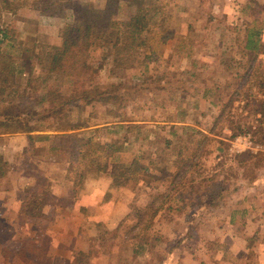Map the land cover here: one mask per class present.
<instances>
[{"label": "rangeland", "instance_id": "rangeland-1", "mask_svg": "<svg viewBox=\"0 0 264 264\" xmlns=\"http://www.w3.org/2000/svg\"><path fill=\"white\" fill-rule=\"evenodd\" d=\"M89 1L48 0L54 2L50 5L44 0H22L15 11L2 13L0 24L11 28L18 43L28 47L35 41L56 44L61 29L81 17ZM163 2L170 14L164 24L167 38L151 39L134 65L118 68L113 75L102 72L100 77L101 82L124 83L122 92L130 89L123 107L109 104L91 108L92 124L98 127L119 118L128 124H145L138 139L147 138L145 144L137 141L126 157L134 158L138 149L144 152L139 160L147 167V178L155 181V174L161 181L151 182L150 186L145 185L147 182L143 186V181L138 186H109L111 178L102 175L100 184L92 187V196L100 197L91 200L95 201L93 205L81 203L77 201L80 193L76 194L78 198L74 196L71 181L75 179L67 173L68 156L47 158L42 153L47 149L45 142L33 147L29 140L27 143L25 139L7 137L0 142V153L10 163V171L0 178L1 264H264V126L262 136L258 134L254 139L250 134L232 137L239 126L244 128L252 120L256 126V118L262 117L256 109L264 91L259 92L255 80L264 66V49L253 61L252 69L242 51L245 23L253 18L252 11L245 10L248 0ZM118 3L126 5L124 0H116L113 10ZM128 13L132 11L117 18L126 19ZM262 18L264 21V15ZM238 60L244 63L239 64ZM55 83L54 78L41 83L39 94ZM225 84L228 87L221 94L217 87ZM250 93L254 99L245 107ZM221 102L229 105L232 117L228 109L221 114ZM172 125L178 127L180 134V128H193L185 135L189 140L194 138L189 153L185 149V154L178 155L179 151L166 146L172 138ZM113 134L103 129L97 136L106 143ZM135 134H127L122 140L129 144ZM246 135L251 136V144L237 141ZM205 136L211 139L204 141L202 148L197 147V141ZM209 149L213 150L210 160L204 161L203 153ZM183 158L189 159L188 166H183L181 175L174 179L179 169L175 160ZM192 161L202 166H190ZM196 176L197 182L204 183L195 191L183 185V194L172 190L173 183ZM253 177L263 180L248 184ZM236 181L242 184L241 188L223 195L216 207L204 206L198 212L199 207L192 206L201 199L217 196L222 187H230ZM31 183L41 184V190L46 192L45 217L26 218L18 213L19 201ZM46 183L50 184L48 189L44 187ZM157 184L160 186L153 188ZM180 196L184 197L181 202ZM247 196L250 201L243 204L253 205L255 211L247 217L238 214L235 222H229L234 206ZM149 203L152 208L163 206L151 226L144 229L152 214L141 210ZM172 204L185 207L179 212L170 211L167 206ZM193 213H198L195 218L191 217ZM135 242L145 247H138L139 254L134 253Z\"/></svg>", "mask_w": 264, "mask_h": 264}, {"label": "trees", "instance_id": "trees-1", "mask_svg": "<svg viewBox=\"0 0 264 264\" xmlns=\"http://www.w3.org/2000/svg\"><path fill=\"white\" fill-rule=\"evenodd\" d=\"M44 1L48 2V0ZM124 2L126 3L125 7L118 3L115 11L112 7L116 0H100L99 4L90 0L82 16L70 20L61 29L60 40L56 44L35 41L32 47H28L27 44L18 43L12 35L11 28L0 24V136L27 134L33 147L35 143L45 142L47 149L42 153L47 158L68 156L67 173L69 178L75 179L71 181L73 182L72 187H75V198L76 194L78 195L83 190L87 180L97 179L102 175H108L112 184L120 187L138 186L140 181H143V186L146 182L145 185L150 186L151 182L161 181V177L159 178L155 174L152 176L155 181H151L150 177L147 178L148 175L145 174L147 167L139 160L144 152L138 149L139 154L134 158L126 157L131 146L140 141L138 139L145 124L138 122L128 124L123 122L124 119L119 118L114 120V123L98 127V124H92L91 121L93 115L91 108L98 109L101 105L117 104L116 107L120 109L123 107L122 103L126 96L131 93L130 89L122 92L124 83L121 81L119 83L115 81L101 82L102 72L113 75L118 68L134 65L139 58L140 51L147 50L151 39L167 38L164 34L167 30L164 24L170 14L166 12L167 4L165 5L163 0H124ZM48 3L54 4V2ZM21 4L22 0H0V18L2 13L15 11ZM57 4L59 5V3ZM128 10L132 11V13H128V18L123 20L117 18L118 15L123 12L127 13ZM245 10L252 11L253 18L245 23L242 51L243 56L247 57V61L250 62L249 68L252 69L253 61L264 49V21L262 20L264 0H248ZM147 58L148 56L144 61ZM230 61H234V58ZM238 63L242 64L244 61L238 60ZM261 69L262 71H259L255 80L260 88L259 92L264 91L263 65H261ZM240 76L237 74V77ZM49 78H54L56 82L54 87H49L45 90L46 92L40 95L39 85L44 84ZM36 79H40L42 82L37 83ZM227 87L228 84L220 85L217 90L222 94L223 89ZM208 91L211 89H207ZM253 95L250 93L245 98V107L250 105V99H254ZM224 98L225 94L221 99L224 100ZM227 101L230 102L232 99L229 97ZM220 106L221 114L226 109L229 110V105L226 102H221ZM257 110L262 117L256 118V126L254 125L255 120H252L244 128L239 126V130L234 132L232 137L239 134H250L253 139L258 134L262 136L264 97L259 101ZM228 114L230 117L233 116L231 110ZM103 129H106L107 133H114L110 141L106 143L100 141L97 136L102 133ZM180 129H182V134L178 133V127L172 125L170 130L172 138L166 141V146L173 147L174 150L179 151L178 155H183L186 152L185 149H188L189 153L194 145V138L189 140L185 137L186 131L193 130V128L187 126ZM132 132L136 133L135 136L131 137L129 144H125L126 139L122 140V137L127 138V134L131 136ZM146 139L142 138L140 143L142 142L144 145ZM210 139L206 136L202 140L200 139L197 141V147L202 148L205 145L203 142ZM218 149L222 151L221 148ZM212 152L213 150L209 149L203 153L204 161L210 160ZM188 160V158L175 160L179 169L176 171L174 179L181 175L183 166H188L186 164ZM9 166V161L4 159L0 153V178L7 175L10 171ZM190 166L202 165L192 161ZM201 175V172L198 173L199 177ZM215 176L216 174L213 177ZM197 179L196 176L177 184L173 183L171 188L182 193L180 188L183 185L186 189L189 187L193 192L197 186L204 183V181L197 182ZM255 179L257 177H253L248 184L254 183ZM130 183L131 185H128ZM159 186L157 184L153 188ZM241 186L242 184L236 181L230 187H222L217 196L201 199L199 204H192V206L197 205L198 212L204 206L216 207L223 195L238 191ZM42 187L39 183L27 186L25 198L20 206V214L33 218L45 216L44 208L47 205V199L44 197L46 192L43 193L41 190ZM44 187L48 189L50 184L47 186L44 184ZM156 195L159 196V193ZM154 198L156 200L158 197ZM183 200L184 197L180 196V202ZM151 204L140 209L147 213L151 211L152 214L149 218V220L151 219L150 223L145 224L144 229L151 226L163 206L152 208ZM184 207L177 206V204L167 206L170 211L176 212ZM237 213L238 211H235L232 214L233 219L239 214ZM197 214L193 213L191 217L195 218ZM138 247L145 248L142 244L135 242V254L140 252L137 250Z\"/></svg>", "mask_w": 264, "mask_h": 264}, {"label": "crops", "instance_id": "crops-1", "mask_svg": "<svg viewBox=\"0 0 264 264\" xmlns=\"http://www.w3.org/2000/svg\"><path fill=\"white\" fill-rule=\"evenodd\" d=\"M11 136H13V137H16L17 139H21V140H26L27 141V143H28V135L27 134H11V135H5V136H0V142H3V141H6V139H9V138H7V137H11ZM27 146L25 145L23 148H22V150H24L25 148H26ZM106 176H108V175H106ZM262 178H257V179H255V181H254V184H259V183H261L262 182ZM99 181H100V177L99 178H97V179H89V180H87V182H85V184H84V188H83V190L80 192V194H79V197L81 196V199H79L78 198V196H77V198L79 199H77V201H79L80 202V200H81V203L82 202H86V203H89L90 205H93L94 203H95V201L93 202V203H91V200L92 199H97L98 197H100L99 195H98V197L96 196V197H94V196H92L93 194H94V192H93V190H92V187L94 186V185H99L100 183H99ZM111 182V181H110ZM252 184V183H251ZM29 185H34L33 183H31V184H29ZM110 185H113L112 184V182L111 183H109V186ZM111 187H114V186H111ZM91 194H89V193ZM101 195V194H100ZM24 198H25V196H23V198L21 199V201H19L20 202V204H19V208H20V206H21V204H22V202H23V200H24ZM249 201H250V197H244L243 198V201H242V203H240L239 204V206H234V208H233V210L231 211V214H230V221L229 222H231V223H233V222H235L236 221V218L235 219H233V213H235V211H238V213L239 214H245L244 216H248V215H250L252 212H254L255 211V207L253 206V205H244L243 203H245V204H247V203H249ZM110 202H113V200H111ZM113 204H115V203H113ZM45 208H46V206H45ZM45 208H44V215L46 216V211H45ZM9 209V208H8ZM20 210V209H19ZM17 213V212H16ZM15 213V214H16ZM19 213V212H18ZM237 213V214H238ZM44 216V217H45ZM261 217H263L264 218V210L262 211V214H261ZM26 218H33V217H29V216H26ZM234 220V221H233ZM255 220H257V219H255ZM248 246V245H247ZM250 247V246H249Z\"/></svg>", "mask_w": 264, "mask_h": 264}, {"label": "built area", "instance_id": "built-area-1", "mask_svg": "<svg viewBox=\"0 0 264 264\" xmlns=\"http://www.w3.org/2000/svg\"><path fill=\"white\" fill-rule=\"evenodd\" d=\"M237 141H244L245 144L249 145L252 143V139H251V136L250 135H246V136H243V137H238L237 138ZM239 143H237L238 145ZM237 145L235 144V146L237 147Z\"/></svg>", "mask_w": 264, "mask_h": 264}]
</instances>
